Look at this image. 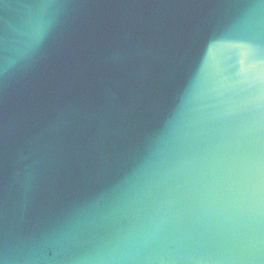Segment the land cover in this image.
<instances>
[{
  "label": "water",
  "instance_id": "water-1",
  "mask_svg": "<svg viewBox=\"0 0 264 264\" xmlns=\"http://www.w3.org/2000/svg\"><path fill=\"white\" fill-rule=\"evenodd\" d=\"M0 264H264V0H0Z\"/></svg>",
  "mask_w": 264,
  "mask_h": 264
}]
</instances>
